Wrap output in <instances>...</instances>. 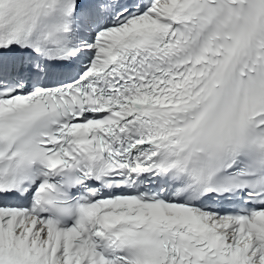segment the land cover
I'll return each instance as SVG.
<instances>
[{"label": "snow or ice", "instance_id": "snow-or-ice-1", "mask_svg": "<svg viewBox=\"0 0 264 264\" xmlns=\"http://www.w3.org/2000/svg\"><path fill=\"white\" fill-rule=\"evenodd\" d=\"M0 264H264V0H0Z\"/></svg>", "mask_w": 264, "mask_h": 264}]
</instances>
